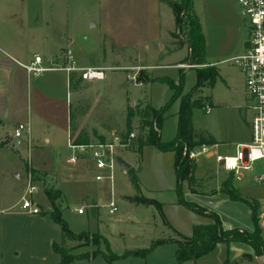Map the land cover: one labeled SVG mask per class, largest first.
<instances>
[{
  "label": "rangeland",
  "instance_id": "1",
  "mask_svg": "<svg viewBox=\"0 0 264 264\" xmlns=\"http://www.w3.org/2000/svg\"><path fill=\"white\" fill-rule=\"evenodd\" d=\"M4 1L12 4V0ZM193 1L206 39L208 61H227L218 66L221 77L215 85L206 86L194 96V101L205 107L194 110L193 130L196 135L216 141L218 147H213V152L233 156L238 143L249 144L252 138L247 124L250 114L246 107L245 79L229 62L239 55L237 46L242 48L241 41L246 42L247 22L237 8L238 0ZM26 6L23 14L41 15L42 24H49L40 30L45 41L38 51L42 56H56L62 64L65 54L70 52L77 67H101L105 73V80L91 82L83 81L77 73L71 86L66 87L65 96L67 92L72 96L71 136L88 137L89 144L97 145L128 135L131 139L128 146L118 148L116 153L131 165L139 182L136 184L120 166L115 170L113 186L107 180L97 182L98 172L91 156L71 150L66 131L45 129L34 122L30 146L23 136V146L17 147L12 139L15 127L0 126V264H60L61 255L55 252V244L70 254L84 257L72 264H108L102 257L107 253L102 243L96 247L91 242L63 239L60 226L50 216L53 206L45 194L46 186L61 192L58 208L74 234H100L117 255L152 248L145 258L128 257L113 264H177L174 244L153 247V243L181 241L179 234L189 238L194 226L209 224L211 220L178 204L175 154L160 152L153 146L139 152L137 142L143 123L141 113L148 107H165L173 96L166 84L139 86L140 81H149L154 76L178 83L184 70V95L197 84V67L190 70L176 67L186 49L167 53V41L184 46L177 25L166 35L174 24L170 6L160 8L157 0H53L47 7L34 0ZM9 8L11 13L17 7ZM236 19L240 31L228 27L234 28ZM16 24L24 23L6 19L1 26L10 35ZM31 25L33 21L26 22L21 35L18 34L21 38L17 39L24 47L28 45V35L34 33L28 28ZM144 65L149 66L148 70ZM179 106L180 101L175 102L162 122V143L176 137ZM130 133L135 137L131 138ZM46 138H50L49 143ZM72 157L79 159L75 166L68 163ZM192 162L196 165L195 181L183 183L184 199L219 215L226 229L253 232L249 207L232 201L223 192V183L232 178L233 188L244 199L258 202L261 208L264 186L254 184L252 177L264 163H257L253 172H243L236 179L211 155ZM29 183L36 187L32 200L40 208V214L22 209ZM142 198L158 201L163 205L162 211L140 204ZM112 199L118 208L114 215L104 206ZM80 209L84 214L78 213ZM248 253L252 249L244 244H219L212 253L187 264H224L227 259L246 264L243 258ZM261 261L264 264V258Z\"/></svg>",
  "mask_w": 264,
  "mask_h": 264
},
{
  "label": "trees",
  "instance_id": "2",
  "mask_svg": "<svg viewBox=\"0 0 264 264\" xmlns=\"http://www.w3.org/2000/svg\"><path fill=\"white\" fill-rule=\"evenodd\" d=\"M162 3L169 5L174 13L177 29L183 34V45L189 49V55L184 59V63L196 66L197 84L190 91L184 95V81L185 71L181 70V77L178 83L170 78H154L149 79L150 83L166 84L173 91V96L170 102L161 109H154L152 107L146 108V111L141 113L143 119L141 127V135L138 137L139 152L147 146H153L158 151L164 153H174L175 163L174 171L176 174L178 193V204L189 210H192L211 220V223L206 225H196L193 228V235L186 238L179 234L182 238L178 240H159L153 243V247L161 246L169 243L177 245L176 252L177 264H187L189 262H196L202 257L212 253L219 244L230 245L232 243L244 244L250 246L256 256L264 255V239L263 231L259 226L260 205L258 202L244 199L238 191L233 188L232 178L223 183V192L227 193L232 201L242 202L250 209L251 219L254 224V231L252 233L241 231L239 229H225L220 216L216 213L198 206L195 203L187 202L184 199L183 183L193 182L196 165L184 156V147L192 149L202 145H217L216 141L204 135H196L193 130V112L195 109H203V103L194 101L195 94L206 86L213 87L219 78V73L216 68L205 67L206 64V39L203 33L202 25L196 15L193 0H160ZM139 83H143L140 81ZM177 101H180L179 111L177 113V133L176 137L169 143L161 142V125L165 116ZM148 130V131H147ZM128 135L123 137L124 141L128 139ZM76 144V142H75ZM137 184L138 177L131 169L129 172ZM138 187V186H137ZM45 194L53 206L50 216L53 222L60 226L64 240L68 241H84L91 242V245L98 247L101 243L106 247L107 253H103L102 257L108 264L120 261L128 257H147L151 249H141L135 252H128L123 255H117L112 252L109 241L100 234H91L83 232L79 235L74 234L63 220L58 203L61 201L62 194L60 191L54 190L46 186ZM139 203L147 206H154L159 211H162L163 205L156 200L142 198ZM55 252L61 255L60 264H72L73 262L84 259L83 256L73 255L63 250L58 245H54ZM96 255V254H95ZM224 264H229L227 260Z\"/></svg>",
  "mask_w": 264,
  "mask_h": 264
},
{
  "label": "crops",
  "instance_id": "3",
  "mask_svg": "<svg viewBox=\"0 0 264 264\" xmlns=\"http://www.w3.org/2000/svg\"><path fill=\"white\" fill-rule=\"evenodd\" d=\"M38 1L39 3H41V5L47 7L49 4L50 5L52 4L53 0H38ZM33 2L34 0H14V1L12 0V4H11V1L0 0V126L3 129H6L7 127L6 125H12L16 129V127L19 124H27L31 133L33 128V123L35 122V124L43 125L45 129L51 128L53 130L66 131L68 133V143L71 140L74 144L76 142L75 145L89 144L88 137H86V139H82L79 136L75 138L71 136L72 96L68 92H67V96H65V93L67 91L66 87L71 86L72 78L75 75H78L80 72H73L71 74H67V72L63 70H52L44 73L41 76L36 77L28 74L23 67V65L30 64L35 56L42 57L45 60V64L47 67L50 66V64L47 62L49 60L54 63L55 67H64L65 65H67V60L65 56L61 64L56 56L53 55L42 56V54L38 52L40 51V47L43 46L45 42L40 36V30L41 28H48L49 24L48 22L42 24L43 19L41 15L30 16L23 14L24 12H26L24 11L27 8L26 5ZM157 2L160 8L166 5L165 3H162L160 0H157ZM21 4H23V6H21ZM3 6H6L7 8H2ZM10 6H15L17 8L16 10H12L10 13V9H11L9 8ZM237 8L238 10L241 11V14L243 16L242 9L239 6V4L237 5ZM19 12H21L22 14H19ZM6 19H10L14 21L16 20V22L24 23V24L23 25L16 24L11 29L10 35H8L4 30V28L1 26L3 23L6 22ZM244 19L247 22V19L245 17ZM29 21H33V25L28 26V28L29 29L32 28L34 33L28 35L29 40L27 41L28 43L26 42L28 45L27 47H24L23 42L18 41L17 38H21L18 36V34L21 35L20 32L23 31L26 22ZM173 22L174 24H172L171 30L167 32L166 35L172 33L176 27L174 13H173ZM247 26H248V33L246 36V42H244V40L241 41L242 48H240V46L239 47L237 46L238 49L237 51H240L239 55L243 54L245 50L249 47L250 26L248 22H247ZM228 27H230L232 31L233 30L240 31L241 28L240 22L237 19L234 21V28L231 26ZM12 32H15V35H13ZM37 33L39 34V37L37 36ZM167 42H166L167 44L166 43L165 44L168 55L176 53L177 51H180L182 49H186L185 56L180 60V62L176 64L177 65L176 67L179 68L180 65L183 64L185 65L186 63H184V59H186V57L190 53L188 47L186 45H184L183 47H179V45H175V44L173 45L171 41H167ZM224 63H227V61L211 63L208 61L206 56V64L204 67L216 68L218 70L219 78H220L221 76L218 66L224 65ZM76 68L78 70L86 69V68H79L77 66ZM143 68L145 70H148L149 66L144 65ZM87 69H102V68L98 67V68H87ZM154 78L155 77L152 76L150 79H154ZM95 81H103V80H95ZM87 82H91V81H87ZM146 82L140 83L138 85L141 86L142 84H151L148 80H146ZM225 82L228 83V81L226 80ZM247 106H248V98H247L246 107ZM250 119H251V115L249 116V122L247 121L249 129H250ZM74 132L75 131H73L72 133ZM45 142L49 143L50 138H46ZM242 144H247V143H238L237 145H242ZM213 147H218V145H213ZM87 205L88 203L85 202L84 206ZM263 207L264 204L261 206L260 209H262ZM229 229H235V228L229 227ZM174 245L177 247L176 244ZM263 258L264 255L256 256L254 254V251L252 250V253H248L245 255V257L243 258V262L246 264H254V263L263 264L261 261V259ZM227 260L229 261V264H238L237 262H233L229 259ZM243 262L241 261V263Z\"/></svg>",
  "mask_w": 264,
  "mask_h": 264
},
{
  "label": "built area",
  "instance_id": "4",
  "mask_svg": "<svg viewBox=\"0 0 264 264\" xmlns=\"http://www.w3.org/2000/svg\"><path fill=\"white\" fill-rule=\"evenodd\" d=\"M238 4L242 9L243 16L247 19L250 26L249 47L243 54L231 59L235 67L243 74L245 78L246 92L248 96L247 110L250 112V129L251 141L249 144L237 145L233 156H221L217 152H213L212 145H202L195 148L184 147V156L190 160H197L203 155H211L216 158L219 166L235 176L236 179L242 177L243 172H253L254 166L264 163V0H238ZM67 65L64 67H55L50 60L47 61L50 66L47 67L45 60L40 56H35L28 65H23L28 74L33 76H41L52 70H63L67 74L80 72L84 81L104 80L105 73L103 69H85L78 70L71 57V53L65 54ZM196 66L180 65L181 69H193ZM23 136L27 137V145L30 146V129L27 124H19L13 135V144L17 147L23 146ZM131 138L135 136L130 134ZM131 139L124 141L121 137H116L112 142L85 145H75L69 141V148L76 151L80 155H90L91 160L98 172L95 180L97 182L109 181L113 186L115 170L119 166L116 159L118 148H125ZM77 157H72L68 163L75 166L78 163ZM254 184L264 186V165L259 166L252 177ZM36 191V187L29 183L26 193L22 198V209L33 214H40V208L34 204L32 197ZM110 215H114L118 208L113 199L106 205ZM79 214H84L80 209ZM259 218L262 223L264 232V207L261 209Z\"/></svg>",
  "mask_w": 264,
  "mask_h": 264
},
{
  "label": "water",
  "instance_id": "5",
  "mask_svg": "<svg viewBox=\"0 0 264 264\" xmlns=\"http://www.w3.org/2000/svg\"><path fill=\"white\" fill-rule=\"evenodd\" d=\"M116 161L118 165L124 170V172L128 173L131 170V165L124 161L121 157H118Z\"/></svg>",
  "mask_w": 264,
  "mask_h": 264
}]
</instances>
